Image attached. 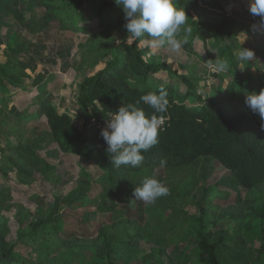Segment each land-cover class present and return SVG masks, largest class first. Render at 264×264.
<instances>
[{
	"label": "trees",
	"instance_id": "1",
	"mask_svg": "<svg viewBox=\"0 0 264 264\" xmlns=\"http://www.w3.org/2000/svg\"><path fill=\"white\" fill-rule=\"evenodd\" d=\"M174 2L177 8L185 10L188 17L176 38L185 41L182 48L189 55L196 54L195 41L205 42L206 36L210 38L207 43L210 53L204 60L215 62V59H222L227 62V70L232 78L224 88L227 94L239 91L246 95L264 89V73L256 79L242 76L232 59L234 46L240 43L234 15L223 10L228 0ZM14 3H20L24 10L15 11ZM37 9L44 10L41 16H37ZM0 15L12 17L30 31L37 30L42 23L58 21L69 31L86 33L91 40L102 36L109 40V58L102 62L100 68L85 74L77 84L75 98L81 114V127L69 113L59 112L45 101L33 103L37 107L35 114L25 113L15 119L21 122L44 116L61 152L93 162L102 171L100 176L93 178L88 171L82 170L77 187L64 198L56 197L53 212L61 204L72 209L83 206L85 199L75 198V194L86 196L93 182L102 186V197H105L130 183H142L144 178L151 177L155 168L161 166V160L166 161L163 166L165 169L195 171L201 167L200 163L205 157H211L230 172L223 182L233 189L246 188L248 194L236 203L218 209L211 204L215 195L220 196L216 187L218 183L204 190L208 195H202L197 201L199 214L186 216L195 237V245L190 252L195 260L191 263L232 264L234 261L238 264H257L259 254H264V242L259 248L251 250L246 245V239L254 230L264 233V120L258 114H253L245 103L232 102L227 105L211 98L205 100L196 88L199 77L179 74L161 61L146 58L147 51L135 46V42L130 48L116 44V39L125 38L127 31L122 8L114 0H0ZM94 18L97 20L95 28L89 25ZM236 18L241 17L237 15ZM90 49L94 51L93 46ZM12 52L17 53L18 49ZM163 71L168 77L177 78L179 83L160 85L154 75ZM0 76V92L10 94L3 79L18 85L8 77V71L2 63ZM256 82H259L258 85ZM181 85L185 86L183 92ZM161 88L166 91L169 101L167 111L162 114L154 113L151 107L140 100L141 96L149 92L159 93ZM96 99L101 105L93 103ZM128 103L142 108L146 115H163L165 124L159 133V142L143 153L144 160L139 166L133 168L122 165L116 168L111 164L112 154L106 152L107 145L100 132L113 112L121 104ZM0 104L6 107L2 99ZM25 134V129L17 131L19 139H23ZM11 151L10 154H3L0 149L2 176L6 175L2 169L4 165L12 167L18 178L31 177L35 171L47 166L28 144L19 143ZM189 186L191 183L186 182L175 188L176 196L183 197ZM221 196L226 197L224 194ZM7 199L9 194L0 183V204ZM205 202L208 205H204ZM106 210L117 211L114 206ZM221 218H229L234 222L235 235L209 229ZM3 222L0 215V264H29L15 251L17 244H43L49 238H54L59 247L67 248L68 244H72L61 236L62 221L52 212L46 219L38 218L20 229L17 241L13 243L5 239ZM108 229L102 226L93 239L76 241V246L93 250L92 264H117L119 258L128 260L131 258L130 251L137 248L140 240H147V228L139 224H134V233L128 239L111 238ZM187 258L184 256L183 261L191 260ZM176 260L180 262V257Z\"/></svg>",
	"mask_w": 264,
	"mask_h": 264
},
{
	"label": "rangeland",
	"instance_id": "2",
	"mask_svg": "<svg viewBox=\"0 0 264 264\" xmlns=\"http://www.w3.org/2000/svg\"><path fill=\"white\" fill-rule=\"evenodd\" d=\"M249 6L248 0H228L223 10L234 15L239 43L246 34L241 46L233 45L232 59L242 76L256 79L264 73V23L259 16L250 13ZM13 9L23 11L24 7L14 3ZM36 12L41 16L44 10L37 9ZM237 15L241 18L237 19ZM96 23L94 18L89 25L95 28ZM36 29L30 31L12 17L0 15V63L5 65L8 77L18 85L3 79L10 94L0 92V99L7 107L0 104V149L3 154H10L11 148L17 144H28L47 165L27 178H18L12 167L2 166L6 175L0 174V183L9 194V199L0 204L5 239L10 243L16 242L20 229L38 218L46 219L52 212L62 221L61 236L72 244L67 248L59 247L54 238L43 244H17L15 251L29 264H92L93 250L76 246L77 239H93L102 226L109 228L111 238L128 239L134 233V224L147 228V240H140L137 248L130 251L131 258H119L117 264H193L191 261L195 259L190 252L195 245V237L186 216L199 214L197 201L202 195H208L204 190L218 183L216 187L220 196L215 195L211 200L218 209L234 204L248 194L246 188L233 189L223 182L230 172L214 158L205 157L201 167L195 171L170 170L163 166L155 168L151 177L166 184L169 194L150 205L133 197L134 188L141 183H130L102 197V186L93 182L86 196L75 194V198L85 199L83 206L72 209L61 204L57 211H52L56 197L64 198L77 187L82 170L88 171L93 178L100 176L102 171L93 162L61 152L44 116L21 122L15 119L25 113L35 114L37 107L33 103L45 101L59 112L69 113L81 127V114L75 98L77 84L85 74L100 68L102 62L109 58V40L104 36L91 40L86 33L69 31L58 21L42 23ZM209 41L208 36L205 42L195 41V55L187 54L182 47L173 49L168 44L156 50L138 48L147 51L146 58L161 61L179 74L199 77L196 88L205 100L211 98L227 105L245 103L248 94L236 91L229 95L224 91L232 79L228 70L217 75L209 71V62L204 60L210 53ZM240 47L252 49L255 60L249 63L238 61L236 54ZM14 49L18 52H12ZM154 78L160 81V85L179 83L177 78L168 77L165 71L154 75ZM181 91H185V86L181 85ZM22 129L26 134L19 139L17 131ZM186 182L191 186L185 195L181 198L176 196L174 189ZM109 206H114L117 211L106 210ZM234 228L235 224L229 218H221L209 226L212 231H226L230 236L235 235ZM246 240L249 249L259 248L264 242V233L254 230ZM153 250L156 251L153 253ZM184 256L191 260L183 261ZM232 264L238 263L232 261ZM257 264H264V254H259Z\"/></svg>",
	"mask_w": 264,
	"mask_h": 264
},
{
	"label": "clouds",
	"instance_id": "3",
	"mask_svg": "<svg viewBox=\"0 0 264 264\" xmlns=\"http://www.w3.org/2000/svg\"><path fill=\"white\" fill-rule=\"evenodd\" d=\"M122 8L127 31L125 38L116 39L118 45L132 47H147L156 50L168 44L173 49H180L185 43L176 36L181 27L186 24L187 15L184 9L175 6L174 0H114ZM249 11L259 16L264 23V0H251ZM243 34V33H242ZM246 38L243 34L240 45ZM237 60L249 63L255 60L252 49L240 47L236 54ZM211 73H221L227 70L228 64L222 59L209 62ZM140 100L151 107L154 113H165L169 107L166 91L161 88L159 93L149 92L140 97ZM95 105H101L96 99ZM245 104L253 114H258L264 120V89L258 93L253 91L245 96ZM165 117L156 114L146 115L142 108L135 104H121L107 120L106 127L101 129L100 135L107 145L106 152L111 153L112 166L119 168L122 165L133 168L139 166L143 160V153L155 146L159 140V133L163 130ZM161 166L166 161L161 160ZM169 194L166 184L154 177L143 179L139 187H135L133 197L145 204H153Z\"/></svg>",
	"mask_w": 264,
	"mask_h": 264
}]
</instances>
